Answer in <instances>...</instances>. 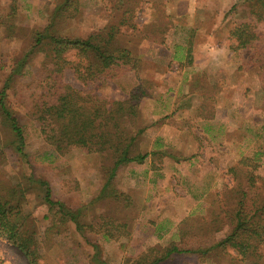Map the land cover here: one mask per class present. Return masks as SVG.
I'll use <instances>...</instances> for the list:
<instances>
[{
    "label": "rangeland",
    "instance_id": "obj_1",
    "mask_svg": "<svg viewBox=\"0 0 264 264\" xmlns=\"http://www.w3.org/2000/svg\"><path fill=\"white\" fill-rule=\"evenodd\" d=\"M134 1L127 5L130 10L135 8L129 24L119 23L123 12L113 8L112 0H82L78 14L58 22L59 33L84 38L94 32H107L110 24L120 25L113 44L128 48L136 59L135 71L101 82L78 80L73 70H66L65 74V80L82 89L83 94L121 101L129 99L134 92L141 95V88L145 91L136 112L127 116L126 124L133 132L143 129L133 152L150 155L143 163L119 169L112 181L113 191L119 195L115 196L112 189L101 194L107 168L113 163L108 153L86 152L74 147L68 148L57 160L38 158L54 146L42 137L34 116L14 96L17 88L18 96L23 97L27 88L42 87L36 72L37 57L9 89L10 94L13 91L10 104L25 130V153L29 162L13 151L9 132L0 122V151H4L0 156V184L6 192L13 189L18 193L21 228L33 238L39 264H101L100 258L107 264H134L144 254L148 257L161 254L171 243L194 246L198 234L205 236L198 243L206 246L210 243L209 233L216 240L230 231L231 210L236 208L241 192L247 194L244 203L248 210L253 200L256 202L264 196V79L257 62L260 58L255 59L254 51L258 49L262 54L264 49V19L258 22L250 13L253 5L250 0H136L135 7ZM56 2L0 0V88L17 60L32 47L35 33L48 23V15ZM235 4L237 7L233 8ZM13 8L15 13L10 17ZM246 21L251 22L258 34L252 49H240L235 43L236 37L231 35L232 29ZM169 23L180 27L172 36L162 30ZM187 27L198 29L199 42L208 41L205 34H213L214 41L210 44L225 43L229 55L223 58L232 59L224 67V73L207 67L208 77L195 87L193 84L188 87L178 78V73L183 72L182 65L171 62L168 66V51L162 55L161 51L152 49L158 42L163 44L164 36L179 45L189 37L196 40V35L184 30ZM220 74L229 80V86L226 81H213ZM232 86L239 87L234 92L238 96L236 102L219 99L225 108L223 116L229 120L222 144L220 136L213 139V133L198 126H186V131L177 132L166 130L163 122L159 123L169 116L159 117L163 112L173 110L188 120L196 107L211 104L209 100L202 102L192 91L212 95ZM155 95H161V99ZM164 95L167 96L163 98ZM156 110L160 111L152 117ZM171 121L172 117L166 122ZM32 173L49 181L54 200H61L74 210L83 208L80 215L83 231L73 221L61 220L58 207L49 205L36 185L26 188ZM108 232L112 237L105 236ZM261 249L262 255L257 259L244 258L236 249L228 247L212 250L210 254L185 252L162 264H264V244ZM0 264H29L26 254L1 230Z\"/></svg>",
    "mask_w": 264,
    "mask_h": 264
},
{
    "label": "trees",
    "instance_id": "obj_2",
    "mask_svg": "<svg viewBox=\"0 0 264 264\" xmlns=\"http://www.w3.org/2000/svg\"><path fill=\"white\" fill-rule=\"evenodd\" d=\"M112 1L113 8L123 12L119 23H131L135 8L130 10L127 5L129 6L132 0ZM250 2L253 3L250 6V13L253 17H257L258 22H261L264 19V0H250ZM81 3L82 0H57L48 15V23L35 33L32 47L17 60L4 86L0 88V122L9 132L8 135L11 138L9 144L13 146V151L22 160L29 162L25 153V130L17 112L10 104L9 97L13 91L11 90L10 94L9 89L18 79L17 77L30 66L33 58L37 57L34 61L36 60L38 67L36 72L40 75L39 81L42 87L27 88L23 97L18 96L19 88H17V92L14 90V96L19 100L17 102L28 108V113L34 116L42 137L54 146V149L44 152L38 158L43 161L57 160L68 148L74 147L86 152L110 154L113 163L107 168V178L101 191L104 195L109 189L113 191L112 181L122 166L143 163L150 155L149 152H133L137 136L143 129L133 132L126 124L127 116L136 112L137 103L145 91L141 88V95L134 92L129 99L120 101L94 94H83L82 89L75 88L65 80L66 70H73L78 80L93 83L101 82L103 79L118 78L129 71H135L137 67L136 59L128 48H117L113 44L120 25L110 24L107 32H94L86 38L70 37L59 33L60 23L58 22L78 14ZM136 3L135 0L134 7ZM237 4L233 8L237 7ZM12 10L10 17L15 13L14 8ZM172 25L169 23L162 30L171 32ZM231 35L236 37L235 43L237 42L240 49H252L256 46L254 42L258 34L251 22H241L231 30ZM168 38L164 36L163 43H166ZM254 51L255 59L260 58L257 62L260 63L259 70L261 69L260 74L264 79V49L262 54L258 49L254 48ZM70 52H73L71 55L73 57L69 55ZM22 86L24 89V85L20 87ZM3 152L0 151V156ZM26 185V188L36 185L43 192L45 201L51 206L58 207L61 220L73 221L76 228L83 231L84 224L80 220L81 212L84 211L82 207L74 210L63 201L54 200L49 181L36 178L33 173L28 177ZM113 192L115 196L119 195L118 191ZM17 194L13 189L6 192L5 186L0 184V230L26 254L29 264H39L33 238L27 236L25 230L21 228L19 218L22 213ZM246 195L243 191L238 196L237 206L231 210L232 226L222 238L211 239L213 234L209 233L210 243L207 242L208 244L203 246L198 242H202V237L205 236L198 234L195 236L194 246L182 247L178 243H171L162 250L161 254L153 257L144 254L134 264H162L175 255L185 252L210 254L212 250L228 247L236 249L244 258L257 259L262 255L261 246L264 244V196L259 197L256 202L253 200L251 209L248 210L244 203ZM105 236L111 237L112 234L108 232ZM98 262L107 264L101 258Z\"/></svg>",
    "mask_w": 264,
    "mask_h": 264
},
{
    "label": "crops",
    "instance_id": "obj_3",
    "mask_svg": "<svg viewBox=\"0 0 264 264\" xmlns=\"http://www.w3.org/2000/svg\"><path fill=\"white\" fill-rule=\"evenodd\" d=\"M168 15H169V12H168ZM180 26H182V25H180ZM172 27L173 28H172L171 32H168V30L166 31V33H169L171 36H172L171 33L176 34V32L179 31L178 28H180L178 26L176 27V25H172ZM189 29L190 28L187 27L184 30L187 31L188 33H191V35H194V36L196 35V40L192 41L190 39L191 37H189L188 41L185 40L184 43H181V45H179L176 42H173L172 38H171V39H168L167 42L163 43V44L158 42L159 45L156 47L152 46V49L154 52H160L161 51L162 55H165L164 52L168 51L167 52V53H169L168 54L169 59L167 62L168 66H170L171 64L173 65L175 63L182 65V68H183L182 71L183 72L182 73L180 72L181 74L178 73V78L181 79L182 82L184 81V83L188 84V87L191 84H193L195 87V85H197L199 83L201 84L203 82V80H206V77H208L207 75L209 74L210 71L208 72L207 67H209V68L214 67V68L218 69L216 71H219L220 73H224L223 72L224 67L228 66V63L232 62V59L230 58V59L225 60L223 58V57H227L229 55V49H227L226 45H224L225 43L224 44L221 43L220 45L219 44L213 45L212 43L210 44V42L214 41L213 40V36H214L213 34H210V32L208 34H205L207 37L206 39H208V41L199 42L200 39L197 38V36L200 34L198 32V29L194 28L193 30L190 29V31H189ZM185 37H187V36L185 35ZM232 52H235V51L232 50ZM223 54H224V56H223ZM230 54L232 55V53H230ZM165 61H166V59H165ZM196 71H198V72H196ZM214 72H215V70H214ZM156 73L161 74L160 72H156ZM187 75H189V76H187ZM212 75L214 76L212 78H216V76L214 74H212ZM220 76H219V79L213 80V81L221 82V83L226 81L227 85L230 83L229 80H227V78H226V80L223 79L225 77V75L220 74ZM217 77H218V75H217ZM167 78L171 79V76H167ZM212 78L210 77L211 80H212ZM238 88H239L238 86H236V88H233V86H232V88H227V89L224 88L223 90H225V91H223V90L219 91L218 90V91H215L212 95H210V94L200 95V93H198V91H192V92H194L195 96L200 97L201 100L203 99L202 102L204 100H209L211 104L210 105L207 104V106L200 105V106L196 107L193 110L194 114H192V117L189 118L188 120L187 119L183 120L182 117H180V114H177L175 112L173 113V110L171 112L170 111L169 112H163L158 116L159 117L160 116H162V117L166 116L167 117V115H169V116L167 118L164 117L163 119H160L159 123L162 121L164 124V127H163L164 129H166V130L169 129V130L177 131V132L178 131L184 132L187 130V127L191 126V125L198 126L202 129H205L206 131L210 132L211 134L213 133L212 134L213 139H216V138H218V136H220V138H219L220 142L219 143L222 144L223 141H225V137H226V134L223 135V131H225V133L228 131V125H229L228 121L229 120L225 119V117L223 116V111L225 108L223 105L219 104V99L222 97L223 99H228V100L231 99L234 102H236V98H238V96H236L234 94V92L238 91ZM166 96L167 95H164L162 97L165 98ZM198 97H196V98H198ZM155 98L161 99V95H159V96L155 95ZM235 105L236 104H234V106ZM158 111H160V110H158ZM158 111L156 110V113H152L153 114L152 117L156 116L158 114ZM171 117H172L173 121L166 122V121H169V119L171 120ZM222 117H224V118H222ZM177 124H179V125H177ZM200 171H201V169L199 170V168H198L199 174H200ZM206 179L211 180V178L209 179L208 176ZM196 181H197V178H196Z\"/></svg>",
    "mask_w": 264,
    "mask_h": 264
}]
</instances>
